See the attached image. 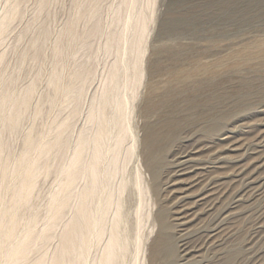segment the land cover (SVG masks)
Listing matches in <instances>:
<instances>
[{
    "label": "rangeland",
    "instance_id": "obj_1",
    "mask_svg": "<svg viewBox=\"0 0 264 264\" xmlns=\"http://www.w3.org/2000/svg\"><path fill=\"white\" fill-rule=\"evenodd\" d=\"M4 19L0 214L15 218L19 238L37 218L36 240L18 264L43 258L50 264L61 249L88 182L80 176L62 190L64 170L82 138L101 127L99 116L105 122L100 167L112 173L103 177L93 207L106 198L104 180L115 202L106 233L92 236L86 264L104 258L118 210L126 248L117 264H264V0H0ZM196 65L212 73L178 83L182 70ZM116 84L125 86L120 91ZM161 91L182 92L166 111L149 110V99ZM124 93L126 131L116 123ZM155 129L162 183L148 192L153 161L147 141ZM59 137L60 146L43 151ZM29 141L28 159L38 156L36 186L15 210L17 168ZM91 144L83 162L95 151ZM180 159L185 170L167 173ZM57 196L69 206L53 220ZM161 237L170 252L158 245ZM3 258L1 264H12Z\"/></svg>",
    "mask_w": 264,
    "mask_h": 264
},
{
    "label": "bare ground",
    "instance_id": "obj_2",
    "mask_svg": "<svg viewBox=\"0 0 264 264\" xmlns=\"http://www.w3.org/2000/svg\"><path fill=\"white\" fill-rule=\"evenodd\" d=\"M132 5L133 7H135L136 2H134ZM135 20H136L134 21L135 24L132 22L131 26L134 25L136 29L137 24L140 22V19L136 18ZM5 24H6V19L0 22V26H4ZM145 27H146L145 23H143L141 31H145ZM123 38H125V36ZM180 65L184 66L185 63L181 62ZM125 67H127V64L125 65ZM212 70L213 69L208 65H199V66L196 65L191 69L182 70V72L178 75L179 76L178 83L185 82V80L187 81L189 79L197 78L199 75H202V74L208 76L210 75V73H212ZM117 73H118L117 70L113 71L112 77L116 78ZM143 73L144 71L142 70V74ZM124 86L125 85L123 84L122 85L116 84L115 88L121 91V89L124 88ZM181 92L182 91H161L149 99V102L147 103V108L149 110L154 111L157 108L164 107L165 108L164 111H166L169 103L179 98V95ZM126 93L119 96L118 100L116 99L117 100V111L119 113V117L116 123L121 128H124L125 131L128 129V126H129L128 124L129 95H127ZM155 97H159V100H156ZM95 115L96 114H93L92 116L96 118ZM99 117H100L99 120L101 122V127L96 131V133H94L92 137H89L87 135L82 138L80 145L70 165L64 170L66 179L62 185V188H63L62 190H69L70 188H72L74 183L80 176H86L88 179V182H87L86 188L84 189L80 197L81 203L76 213V219H74L68 224L67 230L63 236V245L61 249L58 251V253L54 256V258L51 259L50 264H86L85 252L88 246L92 243V238H93L92 236L96 233V236L101 237L106 233V230H107L106 216L111 206L115 202V196H114L113 190L111 189L110 184L105 180H104V184L107 188L106 198L96 209H94L93 207L95 195L103 184V177L108 178V176L110 177V173H112L110 170L111 168L108 169V171L106 170L105 172H103L102 168L100 167V163L103 159V153H104L102 142L105 136V130H104L105 122H104V117L102 116H99ZM7 122L13 126L12 123H15L16 121L13 119H9L7 120ZM158 137H159V132H157L155 129L151 132V134L149 135L148 141H147L148 147L150 149L149 151L150 158L153 161V164L151 165V173H150L152 186H148L147 188L148 192H150V190L159 189V186L162 183V174H161L162 172H161V163H160L161 161L160 162L156 161L153 155L155 152V144H156V141L158 140ZM60 139L61 137H59L57 141L54 143L48 142L44 146L45 148L43 149V151L51 152L55 147L60 146L62 144ZM91 143H93L96 146L94 149L95 151L93 152L91 159L88 163L85 160L83 162L84 153L88 145ZM27 149L28 150H27L26 156L20 159L18 168H17L18 187L16 188L12 201H11L13 205L12 208H14L15 210H17L24 202H27L31 198L33 191L35 189V186H36V171H37L38 156L36 158L28 159V154L34 149V145L31 141L28 142ZM0 150H1V147H0ZM41 151L42 149L39 151L40 154H41ZM184 165H185L184 161L180 159V161L178 162V164L176 165L174 169H166L167 170L166 172L172 173V171L173 172L174 171L175 172L184 171L185 170ZM55 200L58 201L59 203L55 211V214L52 217L53 220L56 219V217L61 212L63 213L64 209L67 206H69V201L66 198L60 199L57 196ZM36 219L37 218L34 216L31 217L27 231L24 234H22L19 238L16 235L15 218L13 217L10 220V217L7 214L5 213L0 214V259L1 257L4 256V258L7 261H9V263L11 262L12 264H18L23 259L27 258L28 252L30 251L33 243L36 240V237L33 235V226L36 224ZM120 221H121V211L118 210L117 219L114 223L113 236L111 237V240L107 246V252L104 258L101 260L100 264H117V260L119 258L120 252L124 251L126 248V238H123L120 234ZM49 225H50L49 227H52L53 223H50ZM162 225H163L164 230H167L169 228L167 224L166 214L165 216H163ZM15 238L18 239L16 242H14ZM157 242L161 248L164 247L163 245H165L163 249L164 252L166 250H169L170 252V250L172 249V248H168L169 244H166L167 242L166 238L161 237L157 240ZM184 246H185L184 243H182L179 246V249L181 252L185 251ZM180 255H181L179 256L180 258L181 257H183V259L185 258V254H180ZM35 264H47V260L46 258H43L39 260L38 262H36ZM182 264H185V263H182Z\"/></svg>",
    "mask_w": 264,
    "mask_h": 264
}]
</instances>
